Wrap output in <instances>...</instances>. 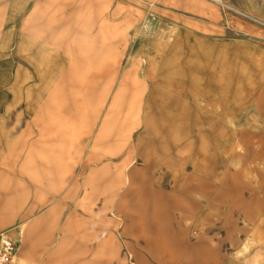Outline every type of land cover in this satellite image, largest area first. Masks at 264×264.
Segmentation results:
<instances>
[{
    "label": "rangeland",
    "instance_id": "1",
    "mask_svg": "<svg viewBox=\"0 0 264 264\" xmlns=\"http://www.w3.org/2000/svg\"><path fill=\"white\" fill-rule=\"evenodd\" d=\"M98 1L0 4L15 264H264V0Z\"/></svg>",
    "mask_w": 264,
    "mask_h": 264
},
{
    "label": "crops",
    "instance_id": "2",
    "mask_svg": "<svg viewBox=\"0 0 264 264\" xmlns=\"http://www.w3.org/2000/svg\"><path fill=\"white\" fill-rule=\"evenodd\" d=\"M107 1L108 0H99L98 3H99V5L105 6V8L107 9L108 18L112 22H116L118 27L123 30V28H124L123 25L125 23L124 19H115L118 16V14H117L118 8H121V6H122V5H120L121 3H118V6L115 7L114 9L108 10ZM36 2H39L41 4L44 3L43 0H40V1L39 0H0V4L8 5L10 11L13 13L23 12L27 6L35 4ZM44 163H45L44 169H47L45 171V174H44L45 175L43 178L44 181L47 180V178L49 177L50 174L53 173V171L58 170V172H60L59 170L62 167L66 168V169L69 168V166H66V164L63 165V163L57 157H53L51 160H44ZM27 195H28V199H29V193ZM28 199L24 204L20 205V207L14 205V204L12 206L10 204L5 205V208L7 210L4 212H0V227L6 221H8L10 219V217L12 216V214H14V212H18V211H21L23 209L25 211H28L29 206H30V205H27ZM40 204L42 205L43 202L41 201ZM31 214H34V213H31ZM31 214H29V215L31 216ZM29 215H23V219L25 217H28L29 219L25 222V224L23 223V227H22V229H20L21 230V244H22V248L24 250L28 246H32V242L45 243V242L49 241V239L51 238L50 234L44 235L39 231V229L43 226V224H42L43 222H42L41 218L39 216H36L35 218L31 219V217ZM27 254H30L31 256H33L34 252L31 251ZM45 256H49V255H45Z\"/></svg>",
    "mask_w": 264,
    "mask_h": 264
},
{
    "label": "built area",
    "instance_id": "3",
    "mask_svg": "<svg viewBox=\"0 0 264 264\" xmlns=\"http://www.w3.org/2000/svg\"><path fill=\"white\" fill-rule=\"evenodd\" d=\"M16 242L8 230H0V264H15Z\"/></svg>",
    "mask_w": 264,
    "mask_h": 264
},
{
    "label": "bare ground",
    "instance_id": "4",
    "mask_svg": "<svg viewBox=\"0 0 264 264\" xmlns=\"http://www.w3.org/2000/svg\"><path fill=\"white\" fill-rule=\"evenodd\" d=\"M20 231V234H21V230H19Z\"/></svg>",
    "mask_w": 264,
    "mask_h": 264
}]
</instances>
